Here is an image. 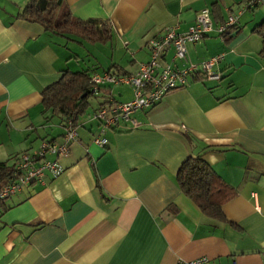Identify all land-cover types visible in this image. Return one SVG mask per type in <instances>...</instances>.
Instances as JSON below:
<instances>
[{
  "label": "crops",
  "instance_id": "0c3cea01",
  "mask_svg": "<svg viewBox=\"0 0 264 264\" xmlns=\"http://www.w3.org/2000/svg\"><path fill=\"white\" fill-rule=\"evenodd\" d=\"M27 1L0 0V163L60 140L63 123L40 110L41 91L62 72L133 74L166 28L185 32L215 2L220 24L240 3L59 0L63 13L98 30L87 40L19 17ZM258 5L243 26L237 11L230 36L187 44L183 60H172L171 48L161 52L160 64L178 69L219 56V81L189 76L151 109L133 112L136 128H106L104 148L92 143L98 123L78 117L67 154L48 157L62 174L0 204V264H264V54L251 32L264 16ZM82 52L91 60L76 71ZM94 95L103 98L98 109L130 101L132 90L104 84ZM197 155L235 190L223 220L202 215L175 181L181 162Z\"/></svg>",
  "mask_w": 264,
  "mask_h": 264
},
{
  "label": "built area",
  "instance_id": "2783aa9c",
  "mask_svg": "<svg viewBox=\"0 0 264 264\" xmlns=\"http://www.w3.org/2000/svg\"><path fill=\"white\" fill-rule=\"evenodd\" d=\"M262 2L264 0H248L244 9L256 7ZM234 25H237V17L229 14L224 22L215 26L209 9L204 8L196 14L194 24L185 32L175 33L174 29L166 28L162 35L152 39L148 45L149 59L141 64L135 73L92 76L90 84L93 94L100 85L104 84L126 85L132 90L130 101L99 107L94 111L92 119L98 123V130L92 138V143L99 148H104L106 146V140L103 137L105 129L118 123H128L131 128H136L137 123L131 118L133 112L151 109L169 91L186 86L189 76L196 75L200 79L219 81L220 74L213 70L220 60L219 56L211 57L199 65L187 64L178 69L169 64L161 65L160 55L164 49L171 48L172 60H183L187 44H195L211 34L222 39L227 28ZM76 136L75 125L67 119L62 126L59 141H43L35 152L19 154L14 163L11 180L0 187V204L14 196L25 185H43L46 175L53 179L59 177L62 174L61 167L55 160H50L48 157L56 158L66 155L68 144L73 142ZM204 262V258H197L191 261H179L177 264H203Z\"/></svg>",
  "mask_w": 264,
  "mask_h": 264
},
{
  "label": "trees",
  "instance_id": "16d2710c",
  "mask_svg": "<svg viewBox=\"0 0 264 264\" xmlns=\"http://www.w3.org/2000/svg\"><path fill=\"white\" fill-rule=\"evenodd\" d=\"M209 12L213 17L214 25H219L217 24L219 6L216 2L210 6ZM19 17L40 24L45 30L53 33H72L87 40H92V36H97L98 32L93 23L71 19L68 13L61 12L59 0H28ZM237 29L236 25L227 28L223 38L230 36ZM251 32L260 39L259 55L264 54V18L252 28ZM92 94L90 76L86 71H64L57 81L41 91L40 113L45 116V120L56 117L64 124L70 119L75 125L78 117L85 112L87 97ZM17 157L18 155L11 163H0V187L11 180ZM175 181L181 193L199 209L202 215L212 220H223L222 206L236 195L235 190L223 182L199 155L187 157L181 162Z\"/></svg>",
  "mask_w": 264,
  "mask_h": 264
},
{
  "label": "rangeland",
  "instance_id": "374dc122",
  "mask_svg": "<svg viewBox=\"0 0 264 264\" xmlns=\"http://www.w3.org/2000/svg\"><path fill=\"white\" fill-rule=\"evenodd\" d=\"M223 2H228L229 0H222ZM240 3L239 4H237V5H231V14L232 15H234V16H236L237 17V11L239 10H241V12H243L241 15H244V16H246L247 17V19H244V17H241L240 18V16H239V18H240V20H242L241 21V24H242V26H243V24H245L246 22L247 23H249V22H251L252 20H250V18L251 17H253L252 16V13H254V10L252 11V10H248V9H244V5H245V3L247 2H243L242 0H240L239 1ZM222 4V3H221ZM240 5V8L239 9H237V6H239ZM228 6L230 7V4H228ZM262 6H264V2H262L261 4H259L258 5V8L259 7H262ZM62 12V11H61ZM58 15L59 16H61V13L60 12H58ZM254 15V14H253ZM264 18V16L263 17H261V19H259V21H258V23L262 20ZM248 19L250 20L249 22H248ZM244 20H246L245 21V23H244ZM257 23V24H258ZM64 43H66V42H64ZM68 50H69V52H73V50H75V46H73V44H71V43H68L67 44V47H66ZM91 60L90 59V56L86 53V52H82L81 53V59L79 60V62L75 65V69L74 70H76V71H78V70H85L84 68H85V65L86 64H89V61L87 62V63H84L83 61H85V60ZM72 63H74V61L72 62ZM103 101V98L101 97V96H99V95H94V94H92V95H90V96H88L87 97V106H86V108H85V112L81 115V116H79L80 117V120H84V121H91V120H93L92 119V115H93V111H96L97 110V107H98V104L99 103H101ZM53 121H56L55 119H53ZM92 122V121H91ZM94 123V122H93Z\"/></svg>",
  "mask_w": 264,
  "mask_h": 264
}]
</instances>
